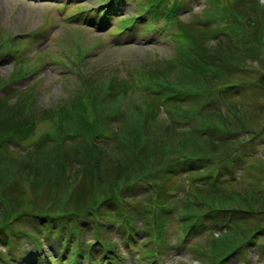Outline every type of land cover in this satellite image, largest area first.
I'll list each match as a JSON object with an SVG mask.
<instances>
[{
	"label": "trees",
	"instance_id": "1",
	"mask_svg": "<svg viewBox=\"0 0 264 264\" xmlns=\"http://www.w3.org/2000/svg\"><path fill=\"white\" fill-rule=\"evenodd\" d=\"M176 3L177 0H148L146 10L152 11L157 17L167 13L171 7L176 11ZM209 5L202 17L196 15L186 23L174 13L171 14L170 22L176 23L180 28L179 46L173 59L146 64L137 73L138 76L136 74L142 79L144 86L151 90L142 95V98L147 96L148 100L144 104L142 101H137L136 104L134 100H130L124 115L121 112L113 113L121 126L115 131L111 142V168H108L106 174L103 173L107 179H103L99 170V159H104L102 150L105 151L101 143L103 134L87 129L90 125V103L103 102L106 97H110L108 104H116L119 100H115V96L120 92V96H125L128 87L117 86L112 76L82 74L81 84L69 98L50 110H42V120L55 118L50 125L51 130L39 141L28 142L27 146L19 145L25 152L26 160H19L23 162V167H16V170L15 167L11 168L7 181L0 180V235L4 237L5 243L18 244L25 240L31 251L38 254L36 264H54L50 261L53 256L40 243L43 237L49 236L57 239L55 246H58L61 253L57 250L55 256L59 264H64V260L70 262L73 258L75 264H100L105 252L108 254L109 264L116 261L114 256L119 253L117 246L100 236L96 240L106 247L105 252L95 251L93 248L96 244L89 245L87 249L75 246L72 252L66 246L77 242L75 238L79 235V228L89 227L91 224L99 230L97 215L101 216V205L87 203L82 208L71 207L65 203L67 190H60L61 187L67 186L68 189L69 186H75L73 184L78 183L81 176L82 179L86 177L94 149V170L100 176L99 183L109 181L111 187L100 204L106 201L117 206L124 202L131 204L132 209L135 203L128 198L138 192L140 183L147 188L146 192L156 191L160 198L164 179L155 172L163 170L167 177L182 174L188 176L190 184L187 186L190 187L181 197V210L185 212L182 214L184 239L178 243L183 244L191 232L198 231L208 220L222 223V237L210 240V250L197 258L200 264H227L228 258L239 252L247 253L252 246L263 250L264 242L259 241V238L264 235V190L260 184L251 181L250 175L256 167L252 157L254 154L229 149V144L250 133V128L243 126L241 122L244 117L239 109L244 104L230 100L232 102L226 110L218 102L215 103L216 94H224L230 99L233 95L240 94V86H220L216 79H212V69L217 61L225 64L229 70L235 69L234 62L242 70L251 68L250 63L264 69V5L260 0H210ZM221 5L224 8H220ZM224 14H227V19ZM222 15L223 18L220 17ZM245 42L249 43L247 47ZM220 53L230 56L225 61L219 58ZM153 66L157 68H152ZM257 73L259 76L256 75L258 78L255 84L259 87L264 85V74L260 75L259 69ZM0 81L4 82L2 78ZM129 86L136 88L132 81ZM21 94L19 100L10 106L4 105L6 101L0 98V138L7 141H2L7 143V147L12 141L26 142L38 120L39 115L32 112L37 108L36 98L25 91ZM262 107L264 106L260 108ZM233 110H237L239 116L235 117L236 111ZM158 118L163 120L165 132L161 129L158 131ZM234 119V124L243 126L244 130L234 129ZM97 138L99 141L94 143ZM45 144H51L50 152L62 149L59 150L58 166L55 165L58 169L49 171L48 175L35 162L39 160L38 155L39 158L44 156L41 153ZM69 152L74 159H70ZM125 152L129 163L122 166L121 156ZM51 156L55 158L56 154ZM49 161L51 158L45 164ZM5 169L6 166L1 164L0 173ZM139 170L143 172L136 176ZM239 170H242L241 175ZM70 175H75V178L70 180ZM257 177V180L262 178L259 173ZM21 180H33L34 186H37L38 181H45V186L50 187L53 193L49 204L33 203L28 207L22 202L25 197L20 195L12 198L8 192L3 193L2 187L5 189L7 185ZM254 180L257 181L256 178ZM88 181L92 184L91 190H94L97 176L90 174ZM234 181L242 182L244 187L234 189L229 186ZM182 187L184 190L185 183ZM254 201L263 206L256 207ZM146 206L148 204L137 209L138 212L134 208H126L121 213V221L126 222L130 214L139 219L142 217L140 221L145 231L143 234L151 237L153 227L157 231L155 242L163 254V244L167 243L162 231L164 223L161 215L164 205L159 208L158 213ZM199 209L204 211L197 216L199 213L196 211ZM81 215L83 217H79ZM129 221V225H134L136 219L131 216ZM44 230L46 234L43 236L41 231ZM128 230L131 233L134 231L133 228ZM132 238L131 242L135 243L137 235L134 234ZM149 241L153 243L150 238ZM179 246L180 244H174L173 248ZM218 249H223V253L217 254ZM153 253L154 251L151 252ZM156 257H152L150 262L155 261Z\"/></svg>",
	"mask_w": 264,
	"mask_h": 264
},
{
	"label": "rangeland",
	"instance_id": "2",
	"mask_svg": "<svg viewBox=\"0 0 264 264\" xmlns=\"http://www.w3.org/2000/svg\"><path fill=\"white\" fill-rule=\"evenodd\" d=\"M185 1L187 3L190 2L189 6L196 12H199L205 5V0ZM261 1L264 5V0ZM75 2L79 6L90 8L103 2V0H75ZM57 3H59L57 0H0V42L9 37H15L18 40V46L15 47L18 51L15 52L14 56L11 53H6L9 51L0 50V79L4 80L3 83L0 81V98L2 101H6L4 105L10 106L19 100L20 95H22L21 92H28L36 98L37 102V108L32 112L39 115L35 128L26 142L19 143L16 141L14 143L12 141L7 147V141L0 138V167L3 164L7 168L0 173V180L7 181L11 168L15 167L16 170V167H23V162L19 160H26V158L24 159L25 152L19 145L27 146L28 142L39 141L51 130L50 125L55 118L42 120V110H50L65 98H69L72 91L76 90L81 84L79 75L82 73L86 76L92 75L96 77H102V75L107 74L106 76L115 78L117 86L129 88V90L127 88V93H124L126 94L125 96L122 94L120 96L122 92L115 96V100H119L116 104L114 102L108 104L111 99L110 97H106L103 102L90 103V125L87 129L89 131L90 128L92 131L103 134L101 137L103 139L100 141L104 145L105 151L102 150L104 159H99V170L103 179H107L103 176V173L106 174L108 168H111V157L113 158L111 142L114 139L115 131L121 126V123L115 119L114 114L121 112V115H124L130 100H134L136 104H138L137 101H142L144 104L148 100L147 96L142 98V95L145 93L144 91L139 89L136 91L135 88L129 86L131 81L133 82V86L137 85V83H134V73L141 70L142 64L156 59L160 61L164 57H169L173 51V46L169 43L168 37L166 35L162 36L160 29H158L161 21L158 23L153 21V25H156L153 29L146 27L147 24H139L130 33L117 35L116 31L118 29L114 26L118 24L119 16L109 22L110 27L108 25L105 28L99 27L97 23H93L96 21L92 19H87L83 24L78 22L72 23L69 22L70 19L68 20L67 15L75 13L79 10V7L72 5L70 10L66 9L60 15L56 10ZM137 3L140 5L141 2L139 0L121 2V7L117 14L120 16L135 15L137 13ZM220 8H224V6L221 5ZM220 17L223 18V15ZM224 17L227 19V14H224ZM148 26L150 25L148 24ZM35 30L38 34L37 36H34ZM245 43V47H247L249 43ZM12 52L14 51L12 50ZM229 56L227 53L219 54V58L225 59V61ZM233 64L234 66H232L235 69L229 70L225 64L217 61L214 69H212V79H216L220 86L224 84H238L240 86V94L233 95L230 99L224 94H216L215 98L217 100L215 103L218 102L226 110L232 101L239 103L242 101V104H244L239 109L242 110L241 116L244 117L241 122L244 124L243 126L250 128V133L240 136L232 144H229V149L233 152L258 155L253 160L256 166L254 168L255 173L252 172L250 177L252 182L260 184L264 190V107L260 108L264 106V85L258 87L255 84L258 78L256 75L259 76L257 69L261 72L260 75L264 74V69L258 68L254 63H250L252 65L251 68L242 70L237 68L235 62ZM157 65H159V62ZM152 68L157 67L153 66ZM22 73H25L26 76L23 77ZM233 111H236L235 117L239 116L240 113L237 110ZM109 115L112 116L109 117ZM162 122L161 118L157 119L158 131L161 129L165 132ZM234 122H236V119L233 121L235 130H244L243 126L237 123L234 124ZM98 141L97 138L94 143ZM50 145L45 144L43 147L44 151L41 153L44 156L39 158L38 155L37 159L39 160H35L36 165H39L46 171V175L50 173L49 171H56L58 169L55 165L58 166L59 150H62L59 148L50 152ZM11 150H13V153ZM91 153L92 159L88 164L89 173L86 177L82 179L83 176L80 174L81 180L73 184L75 186H69L68 189L67 186L60 188L62 192L64 189L67 190L66 205H70L71 207L78 206L79 208H82L87 203L101 205V209L99 210L101 216L97 215V220L101 224L99 234L104 236V239H107L113 246H117L116 249H120V253L126 258L123 264H132L134 255H140L141 258L136 264H150L152 258L151 252L156 251L157 247V243L155 242L157 231L152 227L151 237L148 236L153 243L146 241V237H144L143 240L145 241L139 240L134 251L128 250L123 241L124 235L121 236L120 233L115 232L112 227L114 224L110 221L112 218V220H116L117 222L118 214H116V210L119 209L122 212L123 210L126 211V208L127 210L134 208V211H136L145 207L146 203H148L146 207H150L158 213L160 211L159 208L164 205L163 214L161 215L164 223L162 231L167 243L163 244L162 264H198V256L203 252L209 251L211 248L210 239L212 234L218 235L219 232L216 231L214 225L212 226L211 223H208L205 227L207 229L188 236L182 247L173 248L175 243L184 239L181 234V219L177 211L181 210L183 204L181 197L184 195L185 189L183 190L182 186L184 183L186 187L190 184L188 176L182 174L179 176L169 175L167 177L164 176L166 174L163 170L155 172V174L159 173L162 175L164 179V187L159 195L160 198H158V192H152V190L146 192L147 188L143 183H140L137 188L138 192L128 198V200L135 203V207L132 209L131 204L128 205L124 202H120L117 206L106 201L100 204V200L107 197L108 190L111 187L109 181H104L102 184L99 183L100 176L94 170V149H92ZM52 154H56V157L51 156ZM69 154L70 159H74L70 152ZM50 158L51 161L46 165L45 162ZM121 158L123 160L122 166L128 165L129 159L126 152ZM132 168H135V166ZM142 172L139 170L136 176ZM238 173L241 175L242 170H239ZM257 173L262 177L259 180H257ZM42 174L45 176L44 173ZM90 174L98 178L97 183L93 187L94 190H91L92 184L88 181ZM69 178L71 180L75 178V175H70ZM255 178L257 181L254 180ZM32 182L33 180H21L13 185H7L5 189L3 187L1 189L4 194L5 191L8 192L12 198L14 196L19 197L20 195L25 197L22 202L23 205L28 207H31L33 203L38 205L49 204L53 194L49 189L50 187L45 186V181H38L40 183H37L38 187L33 185L35 182ZM229 186H232L234 189H242L244 184L234 181ZM255 203L254 201L253 204L256 207L263 206L260 202ZM203 211L204 209L197 210L196 213H199L197 216L201 215L200 213ZM105 214L108 218H105ZM131 216L135 217L136 221L139 220L134 214H131ZM139 217L141 216L139 215ZM150 219L153 221L152 217ZM262 225H264V222ZM122 230H124V227ZM41 232H43V236L46 234V230ZM94 232L93 227L89 228L85 226L79 228L78 234L80 241L83 242V245H81L83 249L89 247L86 243H92L95 240ZM259 241L264 242V235L259 238ZM145 242L150 243H147V245ZM44 244L50 245L46 240H44ZM71 247H73V244H71ZM262 248L263 250L252 246L249 248L246 258L244 254L234 255L228 258L227 262H229L228 264H264V247ZM94 250L101 253L103 248L98 244ZM28 252L25 240H22L18 244L12 242L9 244L5 243L4 237L0 235V264H32L30 263L32 257L28 255ZM216 252L217 254L223 253V249H218ZM13 255L18 259L17 261H13Z\"/></svg>",
	"mask_w": 264,
	"mask_h": 264
}]
</instances>
